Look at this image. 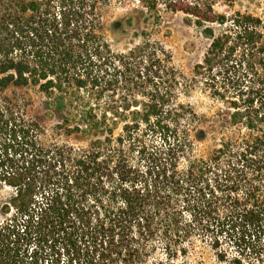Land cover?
Masks as SVG:
<instances>
[{
    "label": "trees",
    "instance_id": "1",
    "mask_svg": "<svg viewBox=\"0 0 264 264\" xmlns=\"http://www.w3.org/2000/svg\"><path fill=\"white\" fill-rule=\"evenodd\" d=\"M216 2L0 0V264H186L198 245L229 264H264V26ZM115 7L125 14L111 29L138 37L125 50L105 32ZM161 11L211 39L195 73L219 70L237 47L249 56L253 73L236 84L244 105L229 101L205 155L195 146L207 131L178 96L182 75L147 31ZM213 23L226 28L214 34ZM119 83L127 93L108 94ZM25 86L48 98L55 128L86 141L52 139L9 93Z\"/></svg>",
    "mask_w": 264,
    "mask_h": 264
},
{
    "label": "rangeland",
    "instance_id": "2",
    "mask_svg": "<svg viewBox=\"0 0 264 264\" xmlns=\"http://www.w3.org/2000/svg\"><path fill=\"white\" fill-rule=\"evenodd\" d=\"M215 10L226 15H231L236 11L247 13L258 17L264 26V0H226L225 2L217 0ZM124 14V9L115 7L104 16L106 36L116 50H125L138 41V37L133 35L134 30L132 29H128L125 33L111 29L112 21ZM152 21L150 20L147 24L150 39L158 42L168 51L171 56L170 66L182 75L183 82L177 90L178 96L183 103L192 108L198 117V124L207 131V138L195 146V154L205 155L213 143L226 131L228 115L233 111L229 101L237 99L238 105H244L242 100L236 98L240 93L239 86L236 84L242 83L239 77L250 76L253 73L246 72L244 59H249V56L245 50L243 53L242 48L237 47L229 61L219 70L217 68L208 73L206 71L195 73L194 66L202 62L211 41L205 34L204 27L189 23L184 14L168 11H161L158 21ZM206 26H209L214 34H219L226 28V25L219 23L206 24ZM258 55L264 60V50ZM259 56L256 61H259ZM255 71L260 78H264V71L260 63H256ZM245 85H248L246 81L243 86ZM108 87V94L124 95L128 91V87L124 83ZM12 91H16L27 99L28 112L46 126L47 133L52 139L70 143L86 141L78 135H67L63 130L55 128L58 116L50 110L47 105L48 98L37 87H11L9 93ZM254 106H258V103H255ZM8 195L9 190L0 185V204ZM185 261L186 264H229L217 260L213 251L205 245L196 246L189 252ZM180 262H183L181 258L177 260V264Z\"/></svg>",
    "mask_w": 264,
    "mask_h": 264
}]
</instances>
